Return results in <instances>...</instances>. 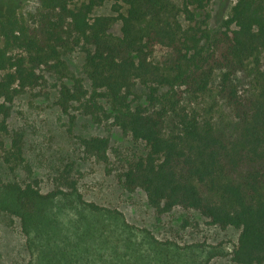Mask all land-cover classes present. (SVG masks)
<instances>
[{
    "label": "trees",
    "instance_id": "trees-1",
    "mask_svg": "<svg viewBox=\"0 0 264 264\" xmlns=\"http://www.w3.org/2000/svg\"><path fill=\"white\" fill-rule=\"evenodd\" d=\"M105 2H113L117 15L92 16ZM206 3L183 0L177 8L170 0H40L34 26L13 13L0 16V116L7 118L8 104L39 85L41 67L64 68L62 52L76 35L75 44L83 43L84 72L92 91L88 95L79 80L71 88L62 85L57 105L67 113L70 103L83 102V112L94 121L111 119L145 144L147 153L120 174L124 189L143 190L150 207L160 213L180 206L199 212L209 225L238 230L231 262L264 264V71L258 68L264 52V0H235L217 33H210L205 21L195 22L193 10H203ZM115 21L121 23L117 37L109 34ZM156 46L170 50L167 66L150 61ZM15 49L20 54H8ZM250 61L257 65L253 93L241 101L232 76ZM216 70L223 72L221 96L240 120L237 136H219L210 123L184 113L175 114V130L165 133L167 115L176 112L181 99L176 90L203 94ZM136 82L146 88L147 102L155 109L132 104ZM161 88L167 91L159 93ZM0 132H6L2 124ZM21 142L15 133L6 163L22 160ZM81 145L88 156L107 162V138L83 139ZM63 193L43 194L31 183L0 179V213L18 218L29 237L44 226L49 206Z\"/></svg>",
    "mask_w": 264,
    "mask_h": 264
},
{
    "label": "rangeland",
    "instance_id": "rangeland-1",
    "mask_svg": "<svg viewBox=\"0 0 264 264\" xmlns=\"http://www.w3.org/2000/svg\"><path fill=\"white\" fill-rule=\"evenodd\" d=\"M170 2L180 8L183 0ZM234 3L207 0L203 10H193L195 22L205 21L209 32L217 33ZM112 6L113 2H105L92 16L115 17ZM39 10L40 0H0V16L13 13L30 26ZM119 11L125 13L126 6L120 4ZM176 18L183 27L188 26L183 15ZM120 26V21L113 22L109 34L119 36ZM75 38L74 34L68 38V47L62 52L64 68L41 67L39 85L25 89L8 104L7 118L0 116V124L6 128L0 132V179L31 183L43 194L64 192L49 206L44 226L29 237L22 233L18 218L0 213V264H233L238 230L209 225L199 212L180 206L160 213L150 207L143 190L124 189L120 174L129 162L147 153L143 142L122 132L111 119L101 117L97 123L83 112V102L70 103L67 113L58 107L62 85L71 88L79 80L88 95L92 91L84 72L83 43L75 44ZM209 47L206 43L205 49ZM8 54L15 56L20 51ZM171 59L169 49L156 46L150 61L162 67ZM258 60V68L264 71V52ZM256 72L257 65L250 61L232 76L241 101L253 93ZM222 73L214 72L203 94L176 90L181 99L176 112L167 115L165 133L175 130V114L184 113L201 124L210 123L219 136H237L240 120L234 106L221 96ZM133 91V105L155 109L147 102L146 88L136 82ZM166 91L161 88L159 93ZM15 133L22 138V160L6 163ZM91 137L108 139L107 162L84 153L81 141Z\"/></svg>",
    "mask_w": 264,
    "mask_h": 264
}]
</instances>
